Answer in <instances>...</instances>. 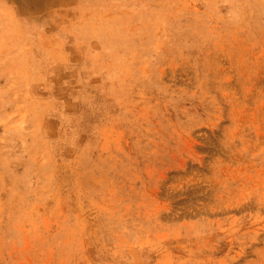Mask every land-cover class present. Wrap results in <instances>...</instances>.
I'll use <instances>...</instances> for the list:
<instances>
[{"label": "rangeland", "instance_id": "374dc122", "mask_svg": "<svg viewBox=\"0 0 264 264\" xmlns=\"http://www.w3.org/2000/svg\"><path fill=\"white\" fill-rule=\"evenodd\" d=\"M43 5H0V264H264V0Z\"/></svg>", "mask_w": 264, "mask_h": 264}, {"label": "bare ground", "instance_id": "6f19581e", "mask_svg": "<svg viewBox=\"0 0 264 264\" xmlns=\"http://www.w3.org/2000/svg\"><path fill=\"white\" fill-rule=\"evenodd\" d=\"M46 1L48 0H0V5L6 8L8 14H11L12 12L15 11V15H16L17 9H20L21 7L36 6L40 4V2H41V6H39L38 8H42L43 10H45L46 6H44L43 3ZM51 1L56 2L62 0H51ZM10 9H12V11Z\"/></svg>", "mask_w": 264, "mask_h": 264}]
</instances>
